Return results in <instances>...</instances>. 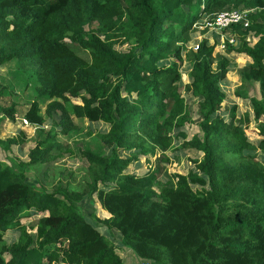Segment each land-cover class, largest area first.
I'll return each instance as SVG.
<instances>
[{
  "label": "trees",
  "instance_id": "trees-1",
  "mask_svg": "<svg viewBox=\"0 0 264 264\" xmlns=\"http://www.w3.org/2000/svg\"><path fill=\"white\" fill-rule=\"evenodd\" d=\"M228 8L253 9L246 27L231 25L236 43L198 39L209 30L198 21ZM238 56L241 78L258 84L261 99L237 87L223 108L220 85ZM13 59L37 81L26 120L40 126L58 111L65 133L70 116L86 118L102 151L80 149L86 191L47 190L26 172L60 145L56 133L48 129L16 160L6 155L16 137L0 138L8 159L0 158V264H124L96 220L155 264H264V0H0V65ZM181 61L199 133L184 130ZM15 116V103L0 102V120ZM173 145L197 152L194 167L162 175ZM87 195L105 218L82 212ZM34 213L39 239L27 245ZM9 231L18 239L8 243Z\"/></svg>",
  "mask_w": 264,
  "mask_h": 264
},
{
  "label": "rangeland",
  "instance_id": "rangeland-1",
  "mask_svg": "<svg viewBox=\"0 0 264 264\" xmlns=\"http://www.w3.org/2000/svg\"><path fill=\"white\" fill-rule=\"evenodd\" d=\"M236 9L249 10V13L253 10L252 8ZM201 21H203V18L198 22L201 23ZM201 27L202 26H199V28ZM200 30H202V28ZM201 33L198 39L206 36L211 40L215 36L218 37V42L223 44L224 38L230 35V29L222 30L221 33L205 29L204 32ZM189 44L190 43L187 44L188 47L191 45ZM126 46V44L121 46L116 45L117 48L122 49ZM78 53L84 58L88 57V53L82 51H78ZM187 68V62L181 61L179 68L181 74L180 90L185 98L191 116V120L185 123L184 130L191 134L198 131L200 117L198 112V98L189 95L188 92L185 91V85L188 83ZM244 69H246L244 59H237L235 65L228 71L224 81L221 83L220 86L228 97L227 101L223 103V108H227L232 101H235L234 90L237 87L245 89L249 95L254 96L256 99H261L258 84L251 81H244L241 78L240 72ZM36 84L37 81L35 79L29 78L23 73L17 60L13 59L0 65V91L2 90L0 102L5 106L15 103L16 111V116L13 120L7 117H2L0 120V138L6 139L9 137H16L18 141V145H12L10 151L6 153V155L14 160L25 159L28 149H30L33 143L38 139L45 138L47 130L52 129V131L56 133L55 141L60 145L51 150L50 156L45 162L32 165L31 169L26 172L27 181L35 185H41L47 190H51L55 186L60 185L70 192L75 190L86 191L88 181L87 161L80 154V149L88 148L96 153L102 151L101 143L95 136V130L86 118L70 116L71 124L67 126L69 129L65 133L62 132L61 126L58 125V121L60 120L58 111L54 112L51 118L45 117L46 120L43 125L39 126L29 123L24 114L30 101L34 98V86ZM39 104L43 113L45 108L44 102ZM237 105L241 106L240 103ZM243 111L244 106L242 105L239 107V112L242 113ZM254 127L255 122L251 121L248 127L250 130L245 129L249 137L254 136L251 133ZM104 150L106 151L107 148L104 147ZM165 154L170 158V161H159V165L162 168V175L164 171L178 174L186 173L189 169L194 167L190 161V157L196 156L197 152L191 149H186L185 151L178 150L173 145L172 148L165 151ZM174 154L176 157L173 156ZM157 156L156 154V157ZM7 157H3V155L0 154V158L4 161H8ZM154 163H156V161L151 157L149 164L146 163V165H153ZM195 188L201 192L200 187ZM80 204L82 212L89 217L93 215L101 220L108 215L99 201L92 196H84ZM40 215V213H34L29 224L26 225L27 228L25 233L32 239L27 245L35 244L39 239L36 222L38 220L37 217ZM96 224L106 237L114 242L124 264H155L151 260L140 258L131 248L122 246L120 243L121 236L115 229H107L104 224L98 220H96ZM5 235L8 243L14 238H17V234H13L10 231ZM21 241H26V238L22 237ZM5 257L9 258V255L6 253Z\"/></svg>",
  "mask_w": 264,
  "mask_h": 264
},
{
  "label": "built area",
  "instance_id": "built-area-1",
  "mask_svg": "<svg viewBox=\"0 0 264 264\" xmlns=\"http://www.w3.org/2000/svg\"><path fill=\"white\" fill-rule=\"evenodd\" d=\"M248 13L249 10L223 9L204 19L202 25L220 33L222 30L230 29L233 24H241L242 27H246L249 21ZM194 48H196V45Z\"/></svg>",
  "mask_w": 264,
  "mask_h": 264
},
{
  "label": "crops",
  "instance_id": "crops-1",
  "mask_svg": "<svg viewBox=\"0 0 264 264\" xmlns=\"http://www.w3.org/2000/svg\"><path fill=\"white\" fill-rule=\"evenodd\" d=\"M224 41H227L229 44H232V45H234V44L236 43V41H235V39H234L233 36H226V37L224 38ZM224 44H225V42H224ZM221 46H223L222 43H220V47H221ZM239 58H243V59H244V63L246 64V62H245V58L242 57V56H238V57H236L235 62H236V60L239 59Z\"/></svg>",
  "mask_w": 264,
  "mask_h": 264
}]
</instances>
